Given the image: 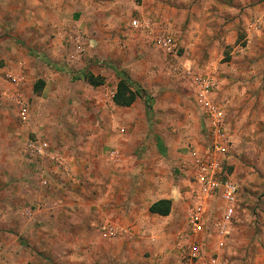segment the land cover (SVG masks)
I'll return each mask as SVG.
<instances>
[{
  "label": "rangeland",
  "instance_id": "obj_1",
  "mask_svg": "<svg viewBox=\"0 0 264 264\" xmlns=\"http://www.w3.org/2000/svg\"><path fill=\"white\" fill-rule=\"evenodd\" d=\"M85 2L52 15L0 0V22L10 26L0 28V264H212L213 224L222 213L216 194L205 205L202 253L184 257L193 151L209 142L189 71L205 67L217 79L212 97L224 106L231 140L222 178L237 189L235 215L213 264H264V68L243 58L239 16L210 0ZM135 18L148 27H133ZM230 33L234 44L225 41ZM77 34L84 51L73 59ZM158 34L172 36L175 52L157 43ZM116 70L145 92L150 108L141 98L128 107L112 102ZM9 72L22 80L9 81ZM80 73L103 81L92 85ZM38 80L43 86L34 92ZM15 96L28 108L25 122ZM35 136L64 157L70 175L27 157L25 142ZM167 190L176 192L169 218L175 224L159 230L164 222L148 207ZM125 205L156 227L109 236L106 226H127ZM148 244L169 253L160 259Z\"/></svg>",
  "mask_w": 264,
  "mask_h": 264
},
{
  "label": "built area",
  "instance_id": "obj_2",
  "mask_svg": "<svg viewBox=\"0 0 264 264\" xmlns=\"http://www.w3.org/2000/svg\"><path fill=\"white\" fill-rule=\"evenodd\" d=\"M133 27L146 28L149 23L135 18L131 21ZM252 28L258 27L254 21L249 25ZM79 35L73 39V54L71 58H78L84 51L83 42L79 41ZM157 43L168 53L175 52V41L169 34H158ZM9 81L19 83L23 77L13 73L6 74ZM190 82L193 86V96L197 106L201 108L205 118L204 126L209 142L201 153L193 151L195 157V171L193 185L191 187V205L187 207L186 223L187 232L184 242V257L189 260L197 258L202 253V240L198 235L206 232L205 214L206 202L215 194L222 202V213L213 224L215 249L209 256V262L215 263L217 250L225 244L229 227L235 215L236 185L229 179L222 178V160L228 154L230 148V136L226 129L224 106L214 101L212 93L217 88V79L214 71L208 67L199 71H189ZM16 97V96H15ZM17 96L15 102L18 105L19 117L25 122L28 118V108ZM24 152L32 160H45L61 169L64 175H70V167L64 157L53 151L45 138L35 136L28 139L24 145ZM111 154H115L112 151ZM105 232L109 236L123 234L125 229L119 225H108Z\"/></svg>",
  "mask_w": 264,
  "mask_h": 264
},
{
  "label": "crops",
  "instance_id": "obj_3",
  "mask_svg": "<svg viewBox=\"0 0 264 264\" xmlns=\"http://www.w3.org/2000/svg\"><path fill=\"white\" fill-rule=\"evenodd\" d=\"M29 4H26L23 2V0H3L4 5L11 8H18L17 11H22V9H25L27 6H29V9H33L34 12H47L51 13L53 15L56 14V12H59L62 8V6H68L72 10H81L84 8L85 0H28ZM213 4L218 6L219 8H225L227 12H229L231 15H238L240 19L236 18V22L239 24V21L241 20V27L245 29L247 38V43H245L244 47H242V51L246 52V56L243 57L244 59H251L253 61H256L254 63H260V66L264 68V0H210ZM13 6V7H12ZM5 8V10H9L8 8ZM1 12V9H0ZM3 12H5L3 10ZM0 17H2V14H0ZM60 20V19H59ZM239 20V21H238ZM37 21V19H35ZM257 21L258 27L252 28L249 25H251L252 22ZM41 23V21H39ZM47 22V21H46ZM50 22V21H48ZM52 22V20H51ZM58 22L57 26L62 27L61 21ZM42 24V23H41ZM30 26V24H29ZM32 26H36L35 22L32 23ZM12 27V26H11ZM240 27V28H241ZM0 28H10L7 22L3 21V23L0 22ZM61 29V28H60ZM241 30V29H240ZM3 32V31H2ZM65 32V31H64ZM232 36V33H230L228 36L225 37L226 42H230L232 44L235 43L234 37ZM222 39L224 37H221ZM217 39V38H216ZM60 39L56 38L54 40V43H59ZM251 44V45H250ZM251 46L250 50H246V47ZM33 90V87H32ZM2 90H0V93ZM15 98V97H14ZM73 162V161H72ZM71 166L74 167V163ZM175 191L174 190H167V193L165 196L160 198H168L171 200V206L170 211L167 215H158L153 214L151 212L150 215L152 217L157 216L161 218L162 223L160 227H157L160 229H168L175 224L174 221H170L169 218L172 217L174 210L176 208V201L173 199L175 197ZM122 214L124 215L125 225L127 226H121L125 229L126 232H124V235L127 233H130L132 230V233L135 231L140 232L142 229L144 232L150 231L151 228H155L156 226L150 225V223H147V221H143V217L136 216V214L133 213V209L129 206L125 205V207L122 209ZM149 211V210H148ZM130 217L136 218L135 221L132 222ZM167 222V223H165ZM160 225V224H159ZM150 228V229H149ZM142 231V233H143ZM151 238H153V235H150ZM151 240V239H150ZM165 246H161V248L156 247L154 244H148V250L154 252H160V259H164L167 255V252L169 251L164 248ZM152 258V259H151ZM150 260H154V257L152 255L150 256Z\"/></svg>",
  "mask_w": 264,
  "mask_h": 264
},
{
  "label": "trees",
  "instance_id": "obj_4",
  "mask_svg": "<svg viewBox=\"0 0 264 264\" xmlns=\"http://www.w3.org/2000/svg\"><path fill=\"white\" fill-rule=\"evenodd\" d=\"M118 75V80L115 84L114 93L112 95V102L117 106L128 107L130 106L137 98H141L146 106L150 108L149 97L145 95V92L138 87H132L133 81L130 79L129 75L122 70H116ZM84 77L92 85H99L102 83L103 78L99 76L92 75L91 73H80L79 77ZM43 86V81L38 80L33 85V91H39ZM171 200L168 198H159L153 201L149 207V212L158 215H167L170 211Z\"/></svg>",
  "mask_w": 264,
  "mask_h": 264
}]
</instances>
